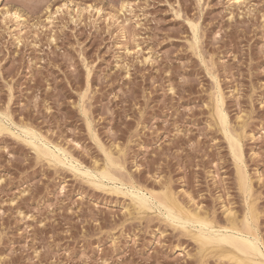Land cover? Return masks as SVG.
<instances>
[{
  "label": "rangeland",
  "instance_id": "1",
  "mask_svg": "<svg viewBox=\"0 0 264 264\" xmlns=\"http://www.w3.org/2000/svg\"><path fill=\"white\" fill-rule=\"evenodd\" d=\"M63 3L69 9L54 14ZM122 3L130 6L119 15L123 34L104 18ZM87 5L100 14L72 19ZM5 6L29 27L19 44L17 23L0 22V112L95 173L152 189L189 213L223 223L231 212L243 225L247 200L264 243V0ZM220 111L243 164L217 124ZM0 130V264H252L75 174L17 128Z\"/></svg>",
  "mask_w": 264,
  "mask_h": 264
},
{
  "label": "bare ground",
  "instance_id": "2",
  "mask_svg": "<svg viewBox=\"0 0 264 264\" xmlns=\"http://www.w3.org/2000/svg\"><path fill=\"white\" fill-rule=\"evenodd\" d=\"M5 1L6 0H0V22H1V24L6 26L7 21L9 19L10 20L13 19L14 22L17 23V27H18L17 31L18 32H16L17 34H14V37H15V40L17 41L16 43H19L22 40V38L19 37V35L23 31L25 32V30L29 26H28L25 18L21 15L20 11L18 9H15V8L12 10L8 6H5ZM125 3H122L120 5V8L118 7L119 10L112 9L104 17L105 22L108 24L111 23L112 25H116L121 34H123V30L126 31L125 30L126 28L124 27L125 26L124 23H126V22L125 21L123 22L119 15H120V12H122L123 10H127L130 7L128 4H125ZM69 5H67L66 3H63V5L61 4V6H59L55 9L54 14H57V13L61 14L64 11L63 9L68 10ZM74 9H72L73 11H71V13L72 12L74 13L73 16H71L72 19L75 17L80 19V17L83 16V13L84 14H85V12L89 13L90 10L93 11L94 8L91 5H87V7H84V8L82 7V8H76L75 10ZM94 10L97 14H100V12H101V8H99V7H96ZM130 10H131V8H130ZM68 13L70 14V12H68ZM52 17L53 16L51 14L46 19L49 21L52 19ZM53 19H54V17H53ZM48 24H51V22H49ZM5 26H3V27H5ZM31 32H33V31H31ZM125 34H126V32H125ZM20 38H21V40H20ZM195 39H196V37H195ZM197 42L198 41H196V43ZM193 44H194V42H193ZM6 113L9 114L8 112H6ZM225 116L226 115L222 114V112L220 111L218 119H217V124L221 127L223 135L228 140L230 139L228 141L229 142V148H230V151H231L233 157L235 158L236 162L238 164H243V154H242V148L243 147H241V142H240L239 138L235 137L232 134V131L230 130L231 128L229 127L230 125L227 122L228 118L226 119ZM10 118L5 113H2V111L0 112V128L1 129L8 131L12 128H17V131H20L23 134L24 138L27 139V142L32 147H34V148L44 147L45 149L49 150L52 155H55L60 159L61 163L68 164L69 167H71L70 169H72L75 172V174L77 173L78 175H81V176H89L96 183H98L104 187H108L110 190H112L114 192H120V193H123L124 195L128 196L130 203L155 210L156 212H158L159 214L162 215L163 220L166 222V224L168 223L171 227H174L177 229L179 228L183 231H187V232L191 233V235L195 238V240L201 242V245L208 244V245L226 246V247L230 248L232 250V252L234 251L236 254L243 256L244 259H246L247 261H250V262L255 261L256 263L261 264L262 258L259 256V252L261 249H264V243H263L262 238L260 236V233L258 232V229H257V224H256L257 220H255L254 208L249 204V201L246 200L247 213L245 215V220H244L243 225H239L234 221V217L229 210H228V212H230L231 214L227 213L228 215H226L225 222L218 223V222H216V220L215 221L209 220L206 216L198 213L197 209H194V211H192L193 213H189V212L185 211L186 209L183 210L180 207H178L170 197H167V198L161 197V194L159 196V195L153 193L152 191H154V190H152V189H150V190H152V191H150L147 188L142 187L140 185L133 184L130 182H126L125 179H123V180H125V181H123V180L119 179V175H118V178H116V177H111V176L109 177L108 175H105L103 173H101V174L95 173L94 171H92L89 168L82 165V163H80L78 160H76L75 158L70 156L67 153L68 151L66 152L63 147L56 145V144H52L53 142H51V143L48 142L43 135H41L35 129L29 127L28 125L15 124ZM0 131H2V130H0ZM10 133H11V131H10ZM9 135H11V134H9ZM69 143H70V141H69ZM244 156H245V154H244ZM111 161H113V160H111ZM118 164H119V161H118ZM116 172L117 171H115L114 173H116ZM244 174L246 175V173H244ZM120 177H122V176H120ZM244 185H245V188L247 189V193H248L250 190V185H251L250 180H247L244 183ZM164 190H166V189H164ZM252 194H253V192H252ZM253 248H255V251H253Z\"/></svg>",
  "mask_w": 264,
  "mask_h": 264
},
{
  "label": "snow or ice",
  "instance_id": "3",
  "mask_svg": "<svg viewBox=\"0 0 264 264\" xmlns=\"http://www.w3.org/2000/svg\"><path fill=\"white\" fill-rule=\"evenodd\" d=\"M253 251H255V248H253ZM259 256L262 258L261 264H264V249L260 250ZM252 264H255V261H253Z\"/></svg>",
  "mask_w": 264,
  "mask_h": 264
}]
</instances>
